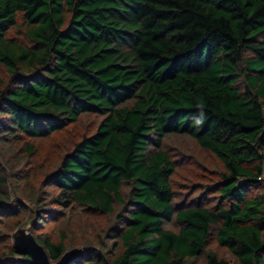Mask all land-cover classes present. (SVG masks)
I'll list each match as a JSON object with an SVG mask.
<instances>
[{"label": "trees", "instance_id": "1", "mask_svg": "<svg viewBox=\"0 0 264 264\" xmlns=\"http://www.w3.org/2000/svg\"><path fill=\"white\" fill-rule=\"evenodd\" d=\"M0 68V150L19 145L0 160L6 218L26 211L13 209L20 194L36 226L39 212L55 221L73 207L113 221L68 264H264V0H0ZM86 117L92 132L36 178L30 141ZM169 136L221 166L215 207L187 201L184 184L175 201L173 177L193 165L164 150ZM26 184L47 188L49 209ZM38 236L51 264L81 249ZM9 250L0 264L27 257Z\"/></svg>", "mask_w": 264, "mask_h": 264}, {"label": "rangeland", "instance_id": "2", "mask_svg": "<svg viewBox=\"0 0 264 264\" xmlns=\"http://www.w3.org/2000/svg\"><path fill=\"white\" fill-rule=\"evenodd\" d=\"M9 33L11 36L15 37L17 41H22L20 31H11ZM252 66H259V63L258 65L253 64ZM0 78L7 79L4 71L1 68ZM84 120H86L84 125L83 122L80 121L73 128H67L62 133L55 136L53 135L47 140H39L35 142L33 140L30 141L35 147L33 161L40 164L36 169V178L40 177L44 171L48 172L58 163L62 152L71 146L72 140L74 138L76 139L80 133H82L84 130H87V132H92L97 118L86 117ZM18 147L19 145L14 146L15 152L10 151L9 149H1L0 160L4 161L10 156H16L15 154L17 153ZM162 147L177 160L181 157V155L189 156L187 161L189 164L193 165V167L189 168V170L178 169L176 171L171 182L175 191V201L177 203L181 201L180 197L183 194L180 193H182L183 187H185V189L191 187L192 190L189 192V194H191V192L193 193L190 195V197L187 194V201L196 199L197 196L200 195L202 204H204L207 208H213V206L215 207V204L219 202V199L214 187L215 183L218 181V176L222 171L218 162L215 161V159H213L209 153L197 149L190 140L181 141L174 136H169L164 139ZM11 169L15 177H18V173H26V169L20 165H18L15 169L12 164ZM181 184H184L185 186L182 187L180 186ZM193 184L195 186H193ZM30 185L31 184H26L25 186L19 185V188H23V190H25L24 187H27L29 191H35L36 193L34 194L35 196L39 197L41 203H46L44 202L45 200H42V198L44 197L47 188L40 187V189H38L37 185ZM126 191L127 188L123 187V197L125 196ZM259 193H263L262 188L261 191L250 190L248 195L255 196ZM15 197L13 209L15 210L18 206H20L26 211L21 213V216L18 218H15L13 215L12 218H6V214L8 213L7 210L0 212V257L5 256L6 253L10 251L9 249L11 248L12 244V234L18 228H28V232L32 236L39 235L38 237H41L48 235L53 242H57L60 239V233H62V235H64L63 245L66 250H69L70 248L82 249L85 246V243L94 239V236L97 232L101 231V235L103 237L106 228H110L114 225L113 221L109 220L108 217H105L101 214H93L89 211L86 213L88 218L83 219L79 216L81 209L73 207L71 210H60L58 214L60 219L55 221L52 215H45L44 211L39 212V224L36 226L35 221L37 214L34 212L35 210L33 208L29 209L32 204L22 199L20 194L19 196L15 195ZM11 201H13L12 196ZM49 207L50 206L46 203L45 208L49 209ZM33 221L34 223H32ZM90 223H93L91 228L89 227ZM165 227L167 228L168 225ZM209 240H211V238ZM213 246V242L210 241L207 249H214ZM82 250L87 251V249ZM89 250L91 249H88V251ZM223 253H225L223 250H220L219 252L217 251L218 256H222ZM10 259L14 258L10 257ZM5 260L7 261L8 259Z\"/></svg>", "mask_w": 264, "mask_h": 264}, {"label": "water", "instance_id": "3", "mask_svg": "<svg viewBox=\"0 0 264 264\" xmlns=\"http://www.w3.org/2000/svg\"><path fill=\"white\" fill-rule=\"evenodd\" d=\"M12 243L17 253L27 256L26 258L20 259L21 264H51L43 249L34 241L28 232V228L16 229L12 234ZM87 251L71 249L64 252L59 260L53 264H68L74 259L83 257Z\"/></svg>", "mask_w": 264, "mask_h": 264}, {"label": "clouds", "instance_id": "4", "mask_svg": "<svg viewBox=\"0 0 264 264\" xmlns=\"http://www.w3.org/2000/svg\"><path fill=\"white\" fill-rule=\"evenodd\" d=\"M199 109V112L196 116V118L194 119V125L196 127H200L203 125L205 119H206V115H205V105L203 103H200L196 106Z\"/></svg>", "mask_w": 264, "mask_h": 264}]
</instances>
